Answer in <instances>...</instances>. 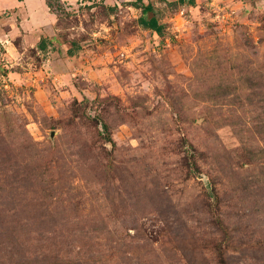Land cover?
<instances>
[{"label":"rangeland","instance_id":"374dc122","mask_svg":"<svg viewBox=\"0 0 264 264\" xmlns=\"http://www.w3.org/2000/svg\"><path fill=\"white\" fill-rule=\"evenodd\" d=\"M22 1L0 15V264H264V0H142L162 37L137 0Z\"/></svg>","mask_w":264,"mask_h":264},{"label":"trees","instance_id":"16d2710c","mask_svg":"<svg viewBox=\"0 0 264 264\" xmlns=\"http://www.w3.org/2000/svg\"><path fill=\"white\" fill-rule=\"evenodd\" d=\"M58 1L61 2V0H58ZM180 1L182 3L187 2V0H180ZM137 2L140 3V5L138 3H135L134 6L141 9L143 12V16L140 17V19H139L140 26L143 27L144 29L153 31L154 33H156L157 35L162 37L165 33V29H166L165 26L160 24L159 20L156 17H151L150 19L146 18V15L148 13H153V11H154L153 6L151 4L144 5L142 0H137ZM194 3H195V0L189 1L190 5H194ZM46 4L51 11L53 9V6H52L50 0H46ZM44 43H45V41H42V43L40 44L41 50H43L45 48ZM68 54L70 56H73L75 53L72 49H70V50H68Z\"/></svg>","mask_w":264,"mask_h":264},{"label":"crops","instance_id":"0c3cea01","mask_svg":"<svg viewBox=\"0 0 264 264\" xmlns=\"http://www.w3.org/2000/svg\"><path fill=\"white\" fill-rule=\"evenodd\" d=\"M13 1L15 0H0V15H2L3 11H5V9L8 8L11 3H13ZM19 3L20 5H22L23 8H19L17 14L19 12H24L28 16V13L30 14L34 10V8L38 9V7L40 6L44 10L48 11V7L46 6V0H24ZM52 20H53L52 15L48 14L46 20L44 21V25H48V24L50 25L52 23ZM22 27H24L23 24Z\"/></svg>","mask_w":264,"mask_h":264}]
</instances>
